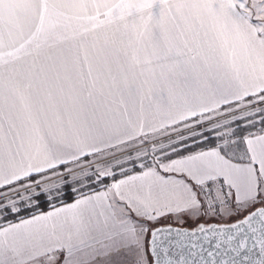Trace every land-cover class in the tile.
<instances>
[{
    "label": "snow or ice",
    "instance_id": "obj_1",
    "mask_svg": "<svg viewBox=\"0 0 264 264\" xmlns=\"http://www.w3.org/2000/svg\"><path fill=\"white\" fill-rule=\"evenodd\" d=\"M0 264H264V0H0Z\"/></svg>",
    "mask_w": 264,
    "mask_h": 264
},
{
    "label": "water",
    "instance_id": "obj_2",
    "mask_svg": "<svg viewBox=\"0 0 264 264\" xmlns=\"http://www.w3.org/2000/svg\"><path fill=\"white\" fill-rule=\"evenodd\" d=\"M235 221L232 222H210V223H199L193 227H185V226H177V225H173V224H164V225H157L158 227H171L173 229H183V230H187L189 232L194 231L196 229H198L200 224H203L205 228H219V227H227L228 225H230L231 223H234ZM202 234L197 232V247L194 249L196 255L192 256L190 255L189 251L187 249H180V248H175L173 249V254L171 256L172 259L179 261L182 257L183 258H187V259H195L197 261H199L201 259V249L199 247V245L201 243L204 244V251H203V258L204 259H212L211 257H208L207 252L209 250L215 251L217 253V255L215 256V259L217 260H230L233 257H235L236 259L240 260V261H244L245 259L250 260V261H255L258 260L260 258V248L257 245L256 247L253 248V244L255 243L254 240L249 239L248 245H247V250H242L240 255L238 257H236V254L234 252H227L225 253L224 248H221L219 250H216L214 248H212V243H214V238H212V243L209 242H204L202 240L199 239V237Z\"/></svg>",
    "mask_w": 264,
    "mask_h": 264
},
{
    "label": "crops",
    "instance_id": "obj_3",
    "mask_svg": "<svg viewBox=\"0 0 264 264\" xmlns=\"http://www.w3.org/2000/svg\"><path fill=\"white\" fill-rule=\"evenodd\" d=\"M250 99V98H246ZM72 202V201H71ZM68 202V203H71ZM59 206V205H58ZM48 211V210H47ZM210 223V222H225V221H220V220H211V221H204L202 218L199 222H196L195 220L189 219L187 217L184 218L183 222L177 221L175 218H164L162 219L158 225H164V224H173L177 226H185V227H193L199 223Z\"/></svg>",
    "mask_w": 264,
    "mask_h": 264
},
{
    "label": "trees",
    "instance_id": "obj_4",
    "mask_svg": "<svg viewBox=\"0 0 264 264\" xmlns=\"http://www.w3.org/2000/svg\"><path fill=\"white\" fill-rule=\"evenodd\" d=\"M259 127V126H258ZM206 147H207V145H205ZM72 201V194H71V192H70V190H69V194H68V196L65 198V202L66 203H68V202H71ZM57 205H59V201H57ZM40 210H42V211H47V210H49V208H48V205H47V203H45L43 200H42V203H41V209ZM29 213H22V215H25V216H27ZM9 219H13L12 217H9Z\"/></svg>",
    "mask_w": 264,
    "mask_h": 264
},
{
    "label": "rangeland",
    "instance_id": "obj_5",
    "mask_svg": "<svg viewBox=\"0 0 264 264\" xmlns=\"http://www.w3.org/2000/svg\"><path fill=\"white\" fill-rule=\"evenodd\" d=\"M258 127V126H257ZM204 221H211V220H220V221H225V222H232V221H235V218H232V219H228V218H224V219H221V218H203Z\"/></svg>",
    "mask_w": 264,
    "mask_h": 264
}]
</instances>
